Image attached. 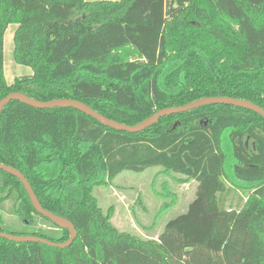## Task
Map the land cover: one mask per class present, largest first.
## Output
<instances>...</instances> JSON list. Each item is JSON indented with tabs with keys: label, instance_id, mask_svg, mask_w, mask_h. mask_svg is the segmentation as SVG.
<instances>
[{
	"label": "trees",
	"instance_id": "trees-1",
	"mask_svg": "<svg viewBox=\"0 0 264 264\" xmlns=\"http://www.w3.org/2000/svg\"><path fill=\"white\" fill-rule=\"evenodd\" d=\"M13 24L14 60L33 75L9 85L4 44ZM13 93L79 101L131 127L203 98L264 109V0H0V102ZM0 163L77 230L66 249L0 238V264H264V117L251 110L203 106L133 134L73 107L14 100L1 113ZM152 168L197 188L186 213L145 239L119 231L94 190ZM5 211L22 228L6 225ZM0 231L71 238L3 170Z\"/></svg>",
	"mask_w": 264,
	"mask_h": 264
},
{
	"label": "rangeland",
	"instance_id": "rangeland-1",
	"mask_svg": "<svg viewBox=\"0 0 264 264\" xmlns=\"http://www.w3.org/2000/svg\"><path fill=\"white\" fill-rule=\"evenodd\" d=\"M17 28L18 25H10L5 35L4 65L9 85L17 78L33 75L30 67L19 65L14 60L13 38ZM160 170L152 168L141 174L125 172L118 176L113 184L94 190L103 211L112 207V223L119 231L145 239H157L167 222L187 212L190 203L195 199L197 184L194 181L181 183L178 181L181 177L160 174ZM9 207L10 203H7L6 210ZM4 215L6 225L22 228L18 218L7 211ZM35 222L38 227L46 230L50 228L39 218H36Z\"/></svg>",
	"mask_w": 264,
	"mask_h": 264
},
{
	"label": "water",
	"instance_id": "water-1",
	"mask_svg": "<svg viewBox=\"0 0 264 264\" xmlns=\"http://www.w3.org/2000/svg\"><path fill=\"white\" fill-rule=\"evenodd\" d=\"M20 101L24 104L30 105L32 107L38 108V109H50V108H56V107H73L78 111H81L82 113H85L88 116H91L93 119L101 123L102 125L109 127L114 130L118 131H125L133 134H137L140 132H143L147 128L153 126L154 124L158 123V121L161 118L171 116V115H176V114H181L188 112L190 110H194L203 106H208V105H227V106H234L238 108H243L247 110H251L255 113L260 114L261 116L264 117V109L261 107L253 104L250 101H245V100H240V99H235V98H230V97H212V98H203L198 101L192 102L188 105L182 106V107H175V108H168V109H163L156 113L155 115L151 116L150 118L146 119L142 123L131 127V126H126L123 124H120L116 121H113L109 118H106L105 116L97 113L93 109H91L89 106L85 105L84 103H81L79 101L75 100H54V101H49V102H38L36 100H31L28 97H26L23 94L19 93H13L9 95L8 97L4 98L0 102V118H1V113L4 107L10 103L11 101ZM178 124L175 125L177 127ZM0 170H3L18 179L21 180L23 185L25 186L28 195L33 203L34 208L36 211L51 220L54 224L58 225L60 228L63 229H68L71 233V238L65 242V243H53L48 240L34 237V236H16V235H11L8 233H4L0 231V238L9 240L11 242H16V243H41L43 245L53 247V248H60V249H66L70 247L76 237H77V230L74 227V225L69 222L68 220L59 217L53 213H50L43 209L42 205L40 204L32 186L30 185L29 181L26 179V177L17 169L8 167L6 165H3L0 163Z\"/></svg>",
	"mask_w": 264,
	"mask_h": 264
}]
</instances>
